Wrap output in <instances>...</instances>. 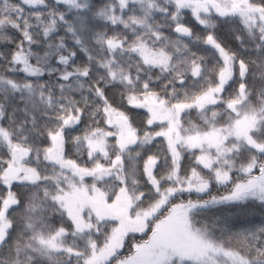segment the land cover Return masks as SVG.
<instances>
[{
  "label": "snow or ice",
  "instance_id": "6c2138e0",
  "mask_svg": "<svg viewBox=\"0 0 264 264\" xmlns=\"http://www.w3.org/2000/svg\"><path fill=\"white\" fill-rule=\"evenodd\" d=\"M0 264H264V0H0Z\"/></svg>",
  "mask_w": 264,
  "mask_h": 264
}]
</instances>
